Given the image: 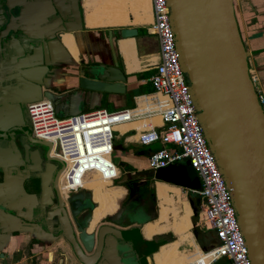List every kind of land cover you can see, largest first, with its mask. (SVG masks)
I'll list each match as a JSON object with an SVG mask.
<instances>
[{"label": "crops", "instance_id": "obj_1", "mask_svg": "<svg viewBox=\"0 0 264 264\" xmlns=\"http://www.w3.org/2000/svg\"><path fill=\"white\" fill-rule=\"evenodd\" d=\"M0 1L4 6V0ZM52 1L5 0L7 5L13 7L14 18L0 15V30L4 26L5 33L11 30L6 37L0 38V250L7 253L8 264H25L27 259L20 257L16 249L25 247L31 239H38L44 231H51L49 224H33L34 213L39 211L37 195L27 192L23 185L25 181L37 178V175L29 174L23 167L21 145H24L26 135L22 132H29L26 105L42 100L41 93L44 90L54 92L66 85L69 73H75L76 65L86 63L90 58L111 65L107 44L109 33L115 35L112 40L114 56L117 68L125 78V91L122 95H111L108 101H103L96 109L115 112L141 105L139 102L142 98L152 93L148 80L158 63L157 40L149 30L150 0H74L78 31L75 34L63 32L49 35L61 24ZM72 1L67 0L68 3ZM231 9L245 54L248 75L264 96V0H231ZM122 29H133L136 35L120 38L118 33ZM62 35L66 36L61 41ZM40 66L47 68L49 76L43 87L38 88L19 75L21 70ZM152 107L149 105L144 110H152ZM89 111L92 110L82 113ZM153 112L140 114L138 119L114 127L111 159H116L115 166L120 176L114 183L98 180L90 184L91 189L83 190L88 191L90 196L92 194L91 201L97 204L89 226L92 227L95 223L109 224L116 213L117 204H125L130 197L136 203L131 207L132 210L149 217V189H152L154 217L137 226L138 233L145 241L153 238L163 242V247L158 248L160 259L157 261L175 264V257L181 255L178 248L189 247L186 243L180 245L181 238L188 230L184 205L187 203L189 207L188 202H193L199 209L200 199L198 190L192 191L164 182L161 177H158L161 181L156 180V174L162 169H148L147 157L160 144L140 146L136 143V134L147 127L155 130L162 127L159 114ZM167 148L173 149L171 146ZM182 161L178 162L181 164L174 163L168 167H180ZM122 175L128 177V185L143 183L130 197L126 188L116 183ZM145 185L146 188H142ZM179 188L183 192V201H180L182 194ZM174 217L183 221L182 231L169 225ZM16 233L21 237L13 236ZM190 235L196 243L192 232ZM57 245L62 246L60 240L53 243L51 248ZM192 254L185 256L189 258ZM157 261L151 258L152 264ZM187 262L190 263V259L184 263Z\"/></svg>", "mask_w": 264, "mask_h": 264}, {"label": "water", "instance_id": "obj_2", "mask_svg": "<svg viewBox=\"0 0 264 264\" xmlns=\"http://www.w3.org/2000/svg\"><path fill=\"white\" fill-rule=\"evenodd\" d=\"M166 2L181 69L198 112L197 118L204 137L230 192L249 264H264V113L248 77L245 54L232 15L231 0ZM52 3L61 24L53 29L51 35L63 32L75 34L78 31L75 1L68 3L67 0H53ZM135 35L133 29H122L118 33L120 38ZM114 36L113 33L107 35L111 65L88 58L86 63L76 65L75 73H69L66 85L54 92L44 90L41 93V97L51 103L56 116H75L86 110H95L103 101H108L111 95L124 93L125 78L115 61ZM20 76L38 88L45 86L44 82L49 78L45 67L21 71ZM22 133L29 136L27 130ZM30 139L37 145L47 147L45 143ZM27 162L31 164L28 168L30 172L40 170V159L36 151L27 154ZM52 169V165L46 164L40 174L41 204L46 203L52 195L48 186ZM156 177L188 190L199 189V180L187 163L180 167L164 168L158 171ZM127 181L128 177L122 175L116 183L121 185ZM142 184H132L131 188L137 190ZM52 188L55 190V180ZM65 203L71 221L78 226L76 240L81 249L75 245L67 229L68 224L63 219L64 236L72 245L73 256L81 264H93L91 262L98 255L99 249H95L90 258L84 256L83 252L89 253L93 244V234L86 235L84 227L87 221H91V213L96 205L86 190L70 194ZM188 203L191 228L197 229L195 216L198 214V206L193 202ZM87 207L91 208L90 217L84 215ZM120 213L121 209H118L112 219L117 220ZM60 219L57 215V220ZM125 220L127 223L143 224L150 218L134 210ZM106 236L119 241L129 239L126 231L100 226L96 231V242L99 244ZM162 244L146 242L143 246L149 248L148 253H153ZM223 263L222 258L214 264Z\"/></svg>", "mask_w": 264, "mask_h": 264}, {"label": "built area", "instance_id": "obj_3", "mask_svg": "<svg viewBox=\"0 0 264 264\" xmlns=\"http://www.w3.org/2000/svg\"><path fill=\"white\" fill-rule=\"evenodd\" d=\"M150 10L149 30L157 40L158 63L148 80L153 92L141 102V107L150 105L153 109L142 111L136 105L130 110L95 109L58 118L51 103L43 98L26 105L30 137L50 145L52 157L61 164L59 192L68 197L83 190L82 183L92 174L114 183L120 176L111 161L114 127L155 111L162 127H147L136 134L140 146L160 144L147 157V167L156 171L182 160L187 162L199 180L200 206L195 227L211 232L217 243L209 250H199L188 264H214L222 258L227 264H249L230 192L204 137L181 69L166 0H150ZM252 87L263 111L264 96L253 84Z\"/></svg>", "mask_w": 264, "mask_h": 264}, {"label": "flooded vegetation", "instance_id": "obj_4", "mask_svg": "<svg viewBox=\"0 0 264 264\" xmlns=\"http://www.w3.org/2000/svg\"><path fill=\"white\" fill-rule=\"evenodd\" d=\"M3 2L4 6H2V3H0V15L8 18H14L12 11L13 7L7 5L5 3V0ZM4 29L5 26L0 30V38L6 37L10 32L9 30L5 33L6 29ZM52 32L53 31H51L49 35H51ZM41 67L43 66L35 67L34 69L38 70ZM21 71H19V75ZM24 137L25 143L24 145H21V151L23 153V167L29 174L37 175L36 179L25 181V183L23 184L24 189L27 192L37 195L39 211L36 210V212L34 213V215L36 216L33 219V224H35L36 226L49 224L51 231H44L40 234V237L38 239L29 240L25 247H18L16 249L18 255L27 259V262L25 264H81L73 256L74 254L72 252V245L64 236L63 219H65L68 224L67 229H69L75 245L77 246V248H80L76 240L78 234V226H75L69 217V212L65 203L67 197H64L58 189V178L61 171V164L56 161L54 157H52L51 147L49 144L45 143L47 144V147H43L35 144L34 141L30 139V135H26ZM39 148H43V151L41 152ZM34 151L37 152V155L40 159V170L38 172H30L28 170L31 164L27 162V154L29 155L30 152ZM46 164L53 166L48 182V186L51 189L52 195L46 203L41 204L40 174L44 171V167ZM53 180H55V190H53L52 188ZM58 200L61 202V204H59ZM120 208L121 213L118 219H111V222L109 224L106 223L98 225L95 223L92 227H89L90 222L87 221L86 226L84 227V233L86 235L93 234V244L89 253L83 252L84 256L86 258L92 257L95 249L98 248V255L91 262L93 264H152L151 258L153 253H148L149 248H145L143 244L146 242L157 243L160 242V240L153 238L149 241L143 240L140 237L137 228V226L141 224L136 222L127 223L125 220L126 216H131L134 213V210H132V208H129L128 206H125L124 204L121 205ZM90 211L91 208L87 207L84 210V215H88L90 217ZM57 215L59 216V218H61L60 220H57ZM100 226H107L114 229L126 231L129 233V239H127L126 241H119L118 239L106 236L103 237V240L98 244V242H96V231ZM42 234L45 235L44 238H42ZM13 236L21 237L18 233ZM59 240L61 241L62 246L57 245L52 249L51 247L53 243ZM8 262L9 260L7 253L0 250V264H8Z\"/></svg>", "mask_w": 264, "mask_h": 264}, {"label": "bare ground", "instance_id": "obj_5", "mask_svg": "<svg viewBox=\"0 0 264 264\" xmlns=\"http://www.w3.org/2000/svg\"><path fill=\"white\" fill-rule=\"evenodd\" d=\"M64 36H66V35H62L61 36V41H62V38L64 37ZM63 44V43H62ZM144 99H147V97H143L142 98V100L139 102V104L144 100ZM141 106H144V105H139V107L141 108V109H144V107H141ZM98 180H101L99 177H97V176H95V175H93L92 174V176L88 179V180H85L83 183H82V187L83 188H86V189H91L90 188V184L92 183V182H96V181H98ZM91 197H92V194H91ZM93 201V200H92ZM94 202V201H93ZM95 203V202H94ZM95 205H96V207H97V204L95 203ZM96 207L92 210V213H91V219H92V214H93V211L96 209ZM184 210L186 211V215H185V219H186V225H187V228H188V230H189V228H190V221H189V217H190V214H191V211H190V209H189V207H188V205H187V203H185V205H184ZM91 222V221H90ZM182 222L183 221H181L178 217H174V218H172L171 219V222H169V225L170 226H172L174 229H176V230H179V231H182L183 230V225H182ZM90 226V225H89ZM185 226V225H184ZM185 230V229H184ZM188 230H187V233H186V235L183 237V238H181V240H180V245L182 244V243H186V244H188L189 245V247H191L192 248V250H193V252H197L198 253V251H199V249H198V247L195 245V243H194V241H193V239H192V237H191V235H190V233L188 232ZM184 239H185V241H184ZM184 241V242H183ZM163 246H161L160 248H162ZM159 248V249H160ZM159 249L152 255V259H153V261L154 262H156L158 259H160V256H159ZM193 255V254H192ZM194 256H195V254H194ZM193 256V257H194ZM190 257H191V255L189 256V258H187V256H184V258H182V256L180 255V256H176L175 257V260H174V263L175 264H185L184 262H185V260H187V259H190ZM191 260V259H190ZM158 263H156V264H165V263H167L165 260H162V261H157ZM191 262V261H190Z\"/></svg>", "mask_w": 264, "mask_h": 264}, {"label": "trees", "instance_id": "obj_6", "mask_svg": "<svg viewBox=\"0 0 264 264\" xmlns=\"http://www.w3.org/2000/svg\"><path fill=\"white\" fill-rule=\"evenodd\" d=\"M150 92H153L152 89H151ZM156 180L161 181V179H159V178H157ZM122 186H124L126 188L127 192L129 193V197H130V195H132V193H134V190H132L131 185H128V184L124 183V184H122ZM144 187L146 188V185L143 186L142 188H144ZM149 191H150V204L148 206V209L151 211L150 212V216H149V218L151 220L154 217V196H153L152 189H149ZM130 198L124 204L125 206H128L129 208H131L132 206H134L136 204L133 201H131L133 199H130ZM129 208H127V209H129ZM195 222H196V216H195ZM191 232L193 234V237H194V240H195L196 244L198 245V247L202 251L209 250V249H211V248L216 246L217 243H216V241L214 239V236H213V234L211 232H201V231H198L197 229H192Z\"/></svg>", "mask_w": 264, "mask_h": 264}, {"label": "rangeland", "instance_id": "obj_7", "mask_svg": "<svg viewBox=\"0 0 264 264\" xmlns=\"http://www.w3.org/2000/svg\"><path fill=\"white\" fill-rule=\"evenodd\" d=\"M58 117V116H57ZM58 118H60V117H58ZM40 149V151L42 152L43 151V148H39ZM111 161H112V163L115 165L116 164V159H114V157H113V160L111 159ZM178 164H181V163H178ZM182 164H186V162L185 161H182ZM95 176H97V175H95ZM98 177V176H97ZM108 184V183H107ZM179 192L182 194V198H180V201H183L184 199H183V192H182V190H181V188H179ZM137 197V196H136ZM181 206V205H180ZM121 206H118V204H117V207H116V211L118 210V209H121L120 208ZM191 211V210H190ZM184 214L186 215V213L184 212ZM190 216H191V214H190ZM198 216V214L196 215V218H198L197 217ZM184 219H185V217H184ZM189 232L191 233V226H190V228H189ZM196 244V243H195ZM198 246V245H197ZM198 249L199 250H201L199 247H198ZM178 252L181 254V255H183V256H185V255H189V254H191V253H193V255H191V257H190V261H192V259H193V256H194V254H195V256H197V252H193V250L190 248V247H188V248H186V246L185 247H179L178 248ZM187 252H189V254H187ZM187 263H189V262H187ZM223 264H227V262H225V263H223Z\"/></svg>", "mask_w": 264, "mask_h": 264}]
</instances>
